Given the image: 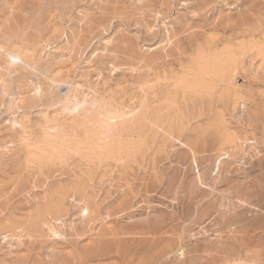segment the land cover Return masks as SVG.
Masks as SVG:
<instances>
[{
  "label": "rangeland",
  "instance_id": "1",
  "mask_svg": "<svg viewBox=\"0 0 264 264\" xmlns=\"http://www.w3.org/2000/svg\"><path fill=\"white\" fill-rule=\"evenodd\" d=\"M30 2L0 0V17ZM48 6L54 17L33 52L49 54V71H21V91L42 85L45 96L39 106L20 104L18 114L38 121V108H48L62 122L71 113L54 99L93 96L91 87L127 112L151 82H174L175 91L159 103L160 128L134 163H98L72 152L60 161H27L26 151L7 146L15 109L6 110L12 96H0V264H264V54L255 42L263 39L264 0ZM235 54L241 66L231 63ZM151 65L162 77L152 78ZM223 73L240 93L237 101H218ZM138 130L127 136L146 134ZM226 134L239 141L224 144ZM85 171L88 194L79 186Z\"/></svg>",
  "mask_w": 264,
  "mask_h": 264
},
{
  "label": "bare ground",
  "instance_id": "2",
  "mask_svg": "<svg viewBox=\"0 0 264 264\" xmlns=\"http://www.w3.org/2000/svg\"><path fill=\"white\" fill-rule=\"evenodd\" d=\"M30 1H31L30 2L31 5H29L28 3L29 6H27L25 10L19 9L18 11H16L14 6L13 8L11 7L10 11L7 14H4V16L0 17V59H2V61L0 60V96H4V95L12 96L10 100H8L9 102H7L8 108H6V110L10 108L15 109L14 116L8 122L12 133L8 135L11 139L5 140L8 141L7 143L9 145L7 146L13 145V147L14 148L16 147L19 151L20 150L26 151L25 152L26 158L24 159H26L27 161L32 158L38 159L44 156L49 158L50 157L54 158L56 157L55 155H57L58 160L59 158L60 160H64L63 156L65 152H69V153L72 152L74 154H80V155L82 154L81 156L88 157V159L86 160L99 159L100 161L108 162L111 160L125 161L126 159H129L132 163H134L135 160H137V158L139 157V154L143 152L144 146L145 145L147 146L148 143L154 137L153 135L154 132L159 130L158 128H160L159 120L162 113L161 112L162 107L160 108L159 103L163 102V100H165L168 96L170 97L171 93H174L175 90L173 91V89L170 88L172 85H174L173 84L174 82L172 84H170L171 82L167 83L168 86L153 85L158 83V80L156 78L162 77L160 76L161 74L158 71V69L161 68L155 67L154 65L149 66L148 68L150 70V75L153 76L152 78L155 77L157 81L155 80H154L155 82L149 81V83L150 82L152 83V84L150 83L151 86L147 85L148 82L147 84L146 83L141 84L144 87L146 85H147L146 87L148 86L149 87L148 90L146 91L144 90L145 93L141 97L139 105L136 106V108H134L132 111L130 110L131 112H133L132 116L129 113L130 111L127 112L123 110L122 107H120L122 105L119 104L120 106H118V104L117 105L113 104L110 99L104 96L97 95V93L95 92L96 90L93 89L91 86H90L92 89L91 93H94L93 96L90 95V93H85L83 91L84 92V93L82 92L83 94L80 92L82 95L79 98L78 95L75 96L72 95L73 100L70 99L71 95H69L70 98L68 96L69 98L68 102L67 100L63 102L64 97H66L64 95H63L64 97L63 98L61 97V99L58 97L59 98L58 101L56 100L57 98L54 99L55 102L54 103L52 102L53 104L60 103L63 106L62 108H64L67 111V113L68 112L71 113V117L69 118L65 117V119L62 122H59L57 118L58 116L55 115L56 113L52 114L51 110H49L48 108L47 109L43 108V110L42 109L39 110L38 108L39 113L37 112L36 117L37 115H40L42 120L34 121V119L30 118L29 113L21 114L20 112L19 114L21 115L19 116L17 112L20 110V108L24 107V106L21 107L20 104L22 105L25 104L26 107H28L29 104H31V106L33 107L39 106L42 104L39 101L42 102L45 96V91H43L42 85L35 87L34 90L28 94H25L21 91V83L22 80L25 79V77L21 75V71L23 69L24 70L27 69V70H31V72H34L36 74H44L46 71H49L50 63H51L50 59L48 58L49 54H47L45 58L35 57L34 52L37 48L36 49L34 48L36 46L33 47L34 45L33 42L35 43L36 41V44H38V42L40 43V41H42V38L39 41H37L38 40L37 38L43 36L42 27L48 25L52 17H54L52 16L53 13H50L48 11V7H49L48 0H45V2H43L42 0H38V2L33 0ZM262 35H263V39H260L259 41H255V42L256 45L258 44L257 45L259 49L258 51L264 54V32ZM230 46L231 44L227 42L225 44V51L228 50L229 53H231V50L229 49ZM231 58H232L230 59L231 63L234 62L236 67H238V65L240 66L242 65L243 61L240 58V56L235 54V56ZM41 60L44 61L49 60L47 66H42ZM215 69L216 68H214V70ZM56 72L57 71L55 70V73ZM58 72L60 73L61 71ZM170 78L171 77L169 76L168 80H171ZM213 78L214 80H216L215 79L216 77ZM172 79L176 80L174 78ZM219 79L220 81L219 83L217 82V84L218 86L221 85L220 88L222 89H220L219 91L220 93H219L218 101L224 102L228 100L230 97H234L235 101H237L239 99L240 93L234 87L235 84H233L232 78H230L228 74L223 73V75H221ZM162 80H164V78ZM52 82L57 84L55 80H53ZM60 82L61 81H58V83ZM202 82L197 81L198 85L196 87L203 84ZM208 84L210 88V83ZM76 86H78V84H76ZM204 86L205 85H203V87ZM205 87H207V85ZM52 99L53 97H49L50 101H52ZM71 101H73L72 104L70 103ZM68 103H70V105H68ZM59 109H61V107ZM65 110H63V112H66ZM52 111L55 112L53 109ZM135 114L137 118L136 117L133 118ZM60 119H63L62 116ZM219 124L220 125L218 128L222 132L223 131L222 128L224 129L225 126L221 128V122ZM35 127L37 129H40V133L38 134V137L33 136L36 133ZM137 129L141 131L145 130L146 134H144L142 137L138 135L137 136L138 138L136 136H134L135 138L134 137L130 138L129 136H127L128 133L132 134L133 132L132 130H137ZM233 136L232 134L231 135L226 134L225 141L227 142H224V144L228 142L232 144L235 143L234 141L236 142L239 141L238 139L236 140V138ZM85 157H81V160L82 158L85 159ZM92 160L90 162H93ZM99 160L98 163L100 162ZM89 163L87 165H89ZM126 163H128V161ZM89 171H85L82 182L79 185L80 188L83 189L84 192H86V194H88L87 188L89 184L88 183ZM86 210L89 211V207H86ZM55 229L56 228L54 227L53 228L50 227L51 231L53 230L55 231ZM55 234H58L59 237L61 236V234L59 235V232L57 230L53 232V235Z\"/></svg>",
  "mask_w": 264,
  "mask_h": 264
}]
</instances>
